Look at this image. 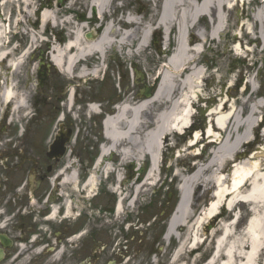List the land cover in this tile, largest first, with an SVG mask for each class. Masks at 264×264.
Listing matches in <instances>:
<instances>
[{
    "label": "rangeland",
    "instance_id": "rangeland-1",
    "mask_svg": "<svg viewBox=\"0 0 264 264\" xmlns=\"http://www.w3.org/2000/svg\"><path fill=\"white\" fill-rule=\"evenodd\" d=\"M35 1L31 8L34 25L32 26L29 19H26L23 22L24 30L31 28L39 30L35 24L39 23L37 12L44 8L43 2H49L52 11L55 10L57 24L48 23L45 26L44 31L39 33L45 40L40 38L39 48L29 54L18 76L13 72L10 74L11 78L16 80L17 88L28 92V106L14 111L13 107L0 104V119L4 110L8 108L9 116L12 117L11 123L16 125L18 138H21L24 127L29 122L34 124L33 129L36 132L40 128L38 124H41L43 119L50 122L47 113L51 112L52 106H58L61 110L58 116L61 114L67 117L70 126L77 131L69 153L59 167H90L92 171L101 153V145L109 143L103 132V120L107 115L117 112L115 105L137 100L136 93H140L148 85L151 87L154 85L157 90L163 71L173 76L165 63L177 49L179 25L183 22L184 13L189 12V9L182 6L164 10V0H109L106 18H99L98 14L92 11V0H64L62 8H58L56 1L53 0ZM183 1L179 0V3ZM2 2L3 0H0V12L5 14L3 18H9L12 13L10 20L7 21L15 25L13 20L17 15L15 4H8L7 8H4ZM21 8L23 9V6L20 5ZM224 14L225 28L219 37L210 36L211 24L208 16H204L199 25L191 28L186 37L191 43H196L198 49L203 48L195 64L203 73V85L199 92L203 98H214L211 106L205 107L207 111L204 114H208L213 107H219L223 98L226 102L224 113L233 111L235 120L231 121L225 130L214 127L220 132V136L201 137L198 143L192 145L191 136L197 129L201 130V118L197 112L199 103H192L189 110L195 111L192 124L196 131L187 128L183 133L170 132L165 135L162 139L163 150L154 153L157 164H154L152 158L147 157L137 167L133 162H122L118 154L108 156L109 159L112 158L113 167L119 169L125 179L121 185L123 195L134 194L135 185L144 181L148 169L151 167L159 169L153 180L155 184L146 186L134 206L127 205L120 215L116 211L119 194L114 193L117 172L111 173L107 181L105 180L108 177L104 178L102 175L98 184H101V191L98 192L96 188L92 196L88 194L84 196L82 189H77L75 197L79 200L74 201L73 205L77 204L79 211L83 213L87 257L96 258L92 260V264H174V255L178 251L181 253L175 264H206L214 256L216 259L212 264H219L225 259L224 253L227 249L232 250V254L236 255L235 262L240 264L242 262L240 256L245 257L251 253L256 238L264 242L262 233L264 199L262 202L254 203L237 202L234 211L224 203L219 214L204 225L199 235L196 236L191 230L197 216L213 199L212 194L219 185H215V182H218L216 179L220 173L226 176L233 172L236 158L238 159L236 162H242L245 167H252L257 162L258 168L264 170V120H262L264 106L259 105L264 95V0L233 1V7L226 6ZM81 16L90 19L83 29L84 38L88 40L98 39L109 21L117 30L115 39L124 32L133 33V37L128 45L115 43L108 48L103 61L99 59L98 54L91 59L94 64L90 63L88 69L92 71L95 65H100L97 75L79 77V70L75 69L74 77L68 78L55 65L52 66L49 51L52 50L51 46L65 44L71 38L79 25L85 22L79 19ZM129 19L135 22L131 24ZM146 29L149 31V41L156 30L155 35L149 45L138 49L141 35ZM205 30L208 38L203 43L200 35L204 34ZM89 33H93L92 39L87 37ZM15 38L19 42L18 48L29 46L27 34ZM164 39L165 45L162 42ZM42 51L44 58L38 56ZM33 55L36 59L35 61L32 59V63ZM7 67V64L3 63L0 71L8 73ZM47 67L54 68V73L50 77L54 86L45 84L38 86L35 79L37 70L41 77L40 69ZM135 68L140 72L139 77L133 74ZM6 78L4 75V79H0L1 84L2 81L6 82ZM72 85L75 86V99L70 109L67 98ZM35 98L36 105H31ZM143 98L146 97H140ZM88 103H95L98 111L92 112ZM167 109V105L159 109L155 106L154 116ZM37 110L39 112H36ZM58 116L45 129L46 138H43L41 133L37 134L35 140L39 153L44 152L51 141L52 134L58 126ZM242 136H247V141L238 151L230 154L232 159L223 162L224 157L231 152L234 141ZM218 150L220 152L217 154V165L209 166ZM244 152L239 159L238 153ZM197 172L201 173V179L191 187L192 215L178 230L179 238L173 236L166 240L164 235L179 203L181 189L185 181ZM250 186L251 180L242 191L247 192ZM169 192H172L173 197L167 202ZM253 219L258 220L261 226L249 231L247 224ZM75 220V216L72 215L65 223L73 227ZM132 221L138 225L139 230L133 228L128 231L127 228ZM79 234L76 233L71 243H78L83 238L79 237ZM98 242H101V248L93 255L91 249ZM254 262L255 264L264 262V248Z\"/></svg>",
    "mask_w": 264,
    "mask_h": 264
},
{
    "label": "bare ground",
    "instance_id": "bare-ground-1",
    "mask_svg": "<svg viewBox=\"0 0 264 264\" xmlns=\"http://www.w3.org/2000/svg\"><path fill=\"white\" fill-rule=\"evenodd\" d=\"M233 1L242 0H201L197 2L196 0H184L179 3V0H164L163 8L164 10L170 8V10L177 7L188 8L189 12H185L182 21L179 25L178 35L179 43L177 49L171 54L165 66L169 71L173 73V76L168 72L163 71L161 73V81L159 88L152 97L145 99H137L135 101L125 102L117 108V112L114 113V117H107L105 120V135L108 140V144L101 146V153L99 155L98 161L95 163V170L90 175L86 181V189H88V196H92L94 190L96 189L100 178L102 177L101 172L111 174L117 172V181L120 182L123 178L121 171L113 167L111 159L108 158L109 155L113 156L118 154L124 163L133 162L135 166H139L142 160L147 157L152 158L154 164H157V158L154 153L163 150L162 139L165 135L172 133H183L192 123V118L195 111L189 110V106L192 103H199L197 107L198 113L201 118V127L206 123V118L209 121V127L207 129V137L214 138L220 136L218 130H225L231 121L235 120V113L231 111L225 114L226 102L223 98L221 99V104L218 107L211 108L208 114H204L207 109L205 107H210L214 98H203L200 96V90L203 85V73L200 72L195 67L196 61L198 59V54L201 53L200 48L196 47V43L190 42L187 39V32L190 33V29L199 25V23L204 19V16L209 17L211 24V30L209 34L212 38H217L223 32L225 28V7H233ZM244 1V0H243ZM14 3L17 15L14 18V22L19 24V27L24 26V21L29 19L31 25H34L31 19V13L33 4L36 3L35 0H3L2 6L7 8L8 4ZM23 9H20V5ZM91 3L94 7H97L98 17L104 18L108 12L109 0H92ZM44 8L38 13L39 23L37 22L35 28H31L27 32V37L29 39V46L22 51L20 56L11 59L10 65H8L9 71L13 69L14 75L18 76L19 70L22 68L26 61L27 56L31 53L32 49L38 45V42L43 36L39 33L43 32L45 26L48 23L57 24V17L55 15V10L52 11L49 2H43ZM40 10V9H39ZM5 14L0 12V69L2 67V61L5 60L6 56L11 51H15L16 48L10 49L8 51L7 39H8V28L10 23L1 22L3 21V16ZM106 18V17H105ZM258 19V17H256ZM80 20L85 21V17H79ZM163 19V18H162ZM161 19V20H162ZM10 20V19H9ZM130 20V19H129ZM131 24L134 20H130ZM162 24V23H160ZM111 21L108 22L107 27L101 33L98 39L88 40L84 38L83 29L87 26L86 22H82L78 30L73 33L71 38L62 45H54L52 48V55L50 58L51 63L55 65L60 71L67 75L68 78L74 77L75 69H78L79 77H86L89 75H97L100 70V65H95L92 71H89L88 66L90 65L87 61H92L91 59L98 54L99 58L107 53V49L113 46L115 43L129 44L133 33L124 32L119 34V38L115 39L116 29L113 27ZM168 28V27H167ZM169 29V28H168ZM118 35V34H117ZM203 38V43L207 40L208 34L205 30L204 34H201ZM45 40V39H44ZM150 44L149 41V31L146 29L141 35L139 41L138 49ZM198 44V43H197ZM39 47V46H38ZM37 47V48H38ZM36 48V49H37ZM90 59V60H89ZM3 69V68H2ZM188 70V71H187ZM12 71V70H11ZM10 73L1 72V80L4 79V75L8 76V82L0 83V104L11 105L14 111H18L21 108L28 106V92L20 91L16 86V80L12 79ZM187 71V72H186ZM72 93L69 94L68 106L73 105L74 99L72 98ZM165 105L168 109L165 110L162 115L156 118L154 116L155 106L163 108ZM260 106H264V97L259 101ZM98 106L93 104L90 107L92 112L98 111ZM205 119V120H204ZM213 123V124H212ZM201 138V130H198L191 136L192 145L198 142ZM247 136L238 137L234 141V145L231 148V152L224 157L225 160L232 159L230 154L238 151L239 147L247 141ZM264 148V145H263ZM169 149H171L169 147ZM220 150L215 152V157L210 161V165H217V154ZM237 161V159H236ZM233 166V173L228 183L224 180L225 174L220 173L218 178L219 184L212 195L213 199L206 205L200 214L197 216L193 223L192 231L195 235H199L200 231H203L204 225L211 219L217 216L221 205L223 203L234 211V207L237 202H262L264 199V170L258 168L257 162L253 166H243L242 162H236ZM71 166L68 168L67 172L62 173V179L64 183L77 184L78 183V173L75 168ZM159 167H151L144 177V181L140 185H135V193L132 195L121 194L118 200L116 211L120 215L126 209V206H134L137 198L140 194L144 192L146 186L154 184V178L156 177V171ZM201 179V173L197 172L191 178L185 181L182 187V193L177 205V208L172 215L168 229L166 231L165 239L168 240L173 236L179 238L178 230L182 228L190 216L191 212V201L192 193L191 187L193 184ZM251 180L250 189L244 193L242 188L247 185ZM215 179L213 180V182ZM225 181L224 183H221ZM115 189H119V184ZM68 210L70 211L71 206L68 205ZM261 224L258 220H251L247 224V228L251 229L260 228ZM262 230V229H261ZM264 233V230H262ZM264 248V242L256 238L253 242L251 253L247 256L241 255L240 264H255L254 260L259 257L261 250ZM181 251H178L174 255L173 262L177 261ZM225 259L219 264H237L235 262L236 255L232 254V250L227 249L224 253ZM216 256H214L208 263L212 264L215 262ZM264 264V262L262 263Z\"/></svg>",
    "mask_w": 264,
    "mask_h": 264
},
{
    "label": "flooded vegetation",
    "instance_id": "flooded-vegetation-1",
    "mask_svg": "<svg viewBox=\"0 0 264 264\" xmlns=\"http://www.w3.org/2000/svg\"><path fill=\"white\" fill-rule=\"evenodd\" d=\"M38 56L44 58L43 53ZM42 69L41 77L37 70L36 84L53 87L50 77L54 68ZM35 103L36 98L31 105ZM7 109L0 119V264H81L88 258L84 242L85 222L83 213L73 202L79 200L75 197L77 189H82L87 196L86 181L91 169L76 167L78 183H64L62 173L69 167L59 166L67 153L59 160L51 159L47 154L61 125L67 129L71 127L70 123L67 117L63 121L58 120L47 148L39 153L35 140L37 134L41 133L46 138L45 129L61 110L52 106L51 112L47 113L50 122L43 119L38 124V132L29 122L24 127L23 136L18 138V129L11 123L12 117ZM62 112L65 113L63 109ZM96 188L101 191V184ZM68 205L71 206L70 211ZM72 215L76 220L73 227H69L65 222ZM76 233L83 238L78 243H71ZM93 248L91 252L94 255L97 251Z\"/></svg>",
    "mask_w": 264,
    "mask_h": 264
},
{
    "label": "water",
    "instance_id": "water-1",
    "mask_svg": "<svg viewBox=\"0 0 264 264\" xmlns=\"http://www.w3.org/2000/svg\"><path fill=\"white\" fill-rule=\"evenodd\" d=\"M63 0H59V3L61 4ZM88 36L91 38L93 36L92 33H89ZM146 96H151L152 95V89L147 88L145 91ZM72 137V130L69 131H60V133L56 136L54 142L52 143L50 147V152L48 153L50 157H56L59 158L64 155L66 151V144L68 141L71 140ZM229 175L227 174L225 177V181L229 179ZM82 264H87V263H82Z\"/></svg>",
    "mask_w": 264,
    "mask_h": 264
},
{
    "label": "trees",
    "instance_id": "trees-1",
    "mask_svg": "<svg viewBox=\"0 0 264 264\" xmlns=\"http://www.w3.org/2000/svg\"><path fill=\"white\" fill-rule=\"evenodd\" d=\"M159 51H160V48H159Z\"/></svg>",
    "mask_w": 264,
    "mask_h": 264
}]
</instances>
